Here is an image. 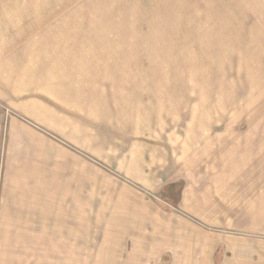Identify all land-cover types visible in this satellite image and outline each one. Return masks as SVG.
Returning a JSON list of instances; mask_svg holds the SVG:
<instances>
[{
	"label": "rangeland",
	"instance_id": "374dc122",
	"mask_svg": "<svg viewBox=\"0 0 264 264\" xmlns=\"http://www.w3.org/2000/svg\"><path fill=\"white\" fill-rule=\"evenodd\" d=\"M10 2L21 16L36 5L38 26L63 28L86 55L99 44L101 67L117 75L115 104L64 106L56 119L66 128L39 131L52 141L46 165L78 194L71 202L85 224L53 228V245L77 248L68 258L54 250L47 264H128L131 256L143 264H264V0ZM112 85H101L111 97ZM4 111L6 143L8 119L18 115ZM116 126H175L165 138L211 126L212 150L184 161L165 145L152 165L140 150L144 134ZM25 146L32 151L14 141V154ZM162 160L175 168L142 177L144 162L150 174Z\"/></svg>",
	"mask_w": 264,
	"mask_h": 264
},
{
	"label": "crops",
	"instance_id": "0c3cea01",
	"mask_svg": "<svg viewBox=\"0 0 264 264\" xmlns=\"http://www.w3.org/2000/svg\"><path fill=\"white\" fill-rule=\"evenodd\" d=\"M32 1L36 3V0ZM20 10L7 0L2 11L6 19L0 21V264H37L38 259H44L47 264L46 259L53 257L54 250L65 252L62 255L68 258L67 254L77 248L72 244L53 245V228L85 224L78 217V206L71 202L78 198V194L69 192L68 182H63L60 176L54 178L51 164L46 165L47 157L51 159L47 145L51 148L52 141L41 137L40 132H62L64 126H60L56 116L63 114L60 108L64 106L77 111L83 110L85 105L103 107L102 104L106 106L110 100L115 104L117 75L115 67H101V56L96 52L101 50L99 44H91L93 54L86 55L84 43H68L62 34L63 28L56 29L54 34L52 27L38 26L36 5L29 8V16L15 15ZM106 83L113 84V97L101 88ZM4 108L18 115L8 119L10 139H6V143L3 140ZM116 127L125 130L127 135L144 134L140 150L143 148L144 160H153L152 165L159 163L157 157L160 154L165 155L162 150L165 145L169 152L166 154L181 153L179 160L184 161L191 156L194 159L198 155L202 157L212 150L209 143L211 126H186L182 138L177 134L165 138V130L175 126ZM26 134L32 137L26 140L23 138ZM219 139L225 149L229 136ZM16 140L31 147L32 151L25 146L22 156L17 157L13 149ZM162 162L160 167L159 164L151 167L150 174H146L144 162L142 177L152 180L161 172L175 168L171 162L168 167H165L164 160ZM159 169L161 172L153 173ZM70 220L75 222L70 223ZM70 242L78 244V235H71ZM131 257L128 264H143L141 256L136 261L134 256Z\"/></svg>",
	"mask_w": 264,
	"mask_h": 264
}]
</instances>
